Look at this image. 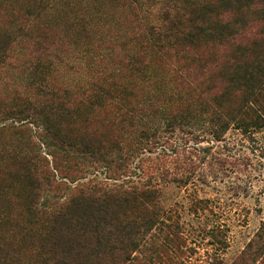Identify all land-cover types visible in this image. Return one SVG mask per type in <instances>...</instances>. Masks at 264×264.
Segmentation results:
<instances>
[{
    "label": "trees",
    "instance_id": "16d2710c",
    "mask_svg": "<svg viewBox=\"0 0 264 264\" xmlns=\"http://www.w3.org/2000/svg\"><path fill=\"white\" fill-rule=\"evenodd\" d=\"M4 1L16 17L10 30L0 32V66L17 38L42 50L46 36L35 23L47 18L50 26L55 21L47 8L57 0H0V5ZM119 1L138 11L147 5L157 10L132 39L129 80L99 79L70 99L47 88L37 93L41 83L30 79L35 99L0 107V264L130 262L156 227L157 190L151 187V175L130 187L84 181L97 170L104 171L106 180L118 181L128 173L133 153L141 151V166L142 155L151 153L152 140H158L159 129L141 123L137 114L143 111L133 103L137 81L147 83L153 74L152 51L176 56L175 73L198 88L189 91L214 140L232 127L244 133L264 129V0ZM61 2L71 5L70 0ZM18 5L24 8L21 14ZM82 25L79 37L87 33ZM48 65L38 57L31 73ZM109 105V113L96 114ZM192 105L181 106L166 126L193 119ZM26 124L40 143L26 135ZM114 128L119 136L131 129L132 145L121 147Z\"/></svg>",
    "mask_w": 264,
    "mask_h": 264
},
{
    "label": "rangeland",
    "instance_id": "374dc122",
    "mask_svg": "<svg viewBox=\"0 0 264 264\" xmlns=\"http://www.w3.org/2000/svg\"><path fill=\"white\" fill-rule=\"evenodd\" d=\"M61 1L47 8L55 20L50 26L45 24L47 18L35 23L46 36L42 50L36 52L33 43L22 37L10 44L0 66V107L35 99L30 79L41 83L37 93L47 88L70 99L99 79L129 80L126 63L133 53L132 39L155 19L157 10L147 5L138 11L119 0H83L80 5L81 0H70V8ZM5 6L4 1L0 32L10 30L16 17L14 7L11 14ZM18 7L21 14L24 8ZM82 24L87 33L79 37ZM41 56L49 67L31 73L32 61ZM148 59L153 74L147 83L137 81L133 103L143 111L137 114L141 123L159 129L158 140L148 148L151 153L142 155L139 166L141 151L134 152L128 173L118 181L106 180L102 170L84 176V181L124 187L142 183L148 175L153 178L157 225L132 260L120 264H264V129L244 133L232 127L220 141L214 140L201 109L193 104L192 85L175 73L176 56L152 51ZM184 104H193V119L166 126ZM109 107L96 114L106 115ZM31 128L26 126V135L40 143ZM112 131L121 147L132 145L131 129L121 136L118 128ZM41 152L51 160L43 147Z\"/></svg>",
    "mask_w": 264,
    "mask_h": 264
}]
</instances>
